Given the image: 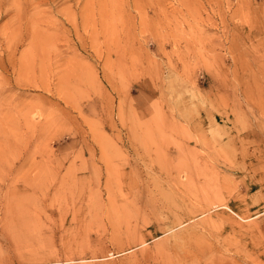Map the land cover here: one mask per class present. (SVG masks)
<instances>
[{
    "label": "rangeland",
    "instance_id": "rangeland-1",
    "mask_svg": "<svg viewBox=\"0 0 264 264\" xmlns=\"http://www.w3.org/2000/svg\"><path fill=\"white\" fill-rule=\"evenodd\" d=\"M0 264H264V0H0Z\"/></svg>",
    "mask_w": 264,
    "mask_h": 264
},
{
    "label": "bare ground",
    "instance_id": "bare-ground-1",
    "mask_svg": "<svg viewBox=\"0 0 264 264\" xmlns=\"http://www.w3.org/2000/svg\"><path fill=\"white\" fill-rule=\"evenodd\" d=\"M13 33H14V32H13ZM5 41H6V40H5ZM9 44H10V43H9ZM11 45H12V44H11ZM6 47H7V46H6ZM9 47H11V46L9 45ZM54 47H55V46H54ZM7 49H9V48L7 47ZM10 52H11V51H10ZM1 58H2V57H1ZM3 60H4V59H3ZM3 60L1 59L2 62H4ZM24 60H25V59H24ZM8 61H9V60H8ZM12 61H13V60H12ZM2 62H1V63H2ZM5 62H6V61H5ZM11 63H12V62H11ZM15 63H16V62H15ZM29 63H30V62H29ZM3 64H4V63H3ZM8 64H9V63H8ZM16 64H17V63H16ZM1 65H2V64H1ZM13 65H14V64H13ZM9 66H10V65H8V67H9ZM2 67H3V65H2ZM16 67H17V66H15V68H16ZM29 67H30V66H29ZM17 68H18V67H17ZM6 69H7V68H6ZM6 69H5V70H6ZM8 69H9V68H8ZM11 69H12V68H11ZM13 69H14V67H13ZM27 72H28V71H27ZM32 129H33V128H32Z\"/></svg>",
    "mask_w": 264,
    "mask_h": 264
}]
</instances>
